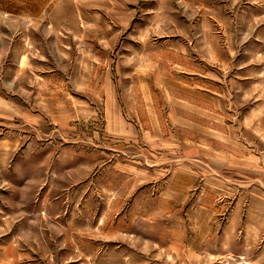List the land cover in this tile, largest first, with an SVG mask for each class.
<instances>
[{"label": "rangeland", "instance_id": "1", "mask_svg": "<svg viewBox=\"0 0 264 264\" xmlns=\"http://www.w3.org/2000/svg\"><path fill=\"white\" fill-rule=\"evenodd\" d=\"M248 151L264 0H0V264H264Z\"/></svg>", "mask_w": 264, "mask_h": 264}, {"label": "crops", "instance_id": "2", "mask_svg": "<svg viewBox=\"0 0 264 264\" xmlns=\"http://www.w3.org/2000/svg\"><path fill=\"white\" fill-rule=\"evenodd\" d=\"M254 15V14H253ZM250 151H248V154L242 155L241 157H239V159L244 160L246 162H251V165L253 168L257 167L259 169H261L262 173H263V179L260 181H257V185L261 186L262 188H264V151H262L261 153H259L258 155H254L253 158L251 159V153H249ZM253 185H255L256 183H254V180H252Z\"/></svg>", "mask_w": 264, "mask_h": 264}]
</instances>
